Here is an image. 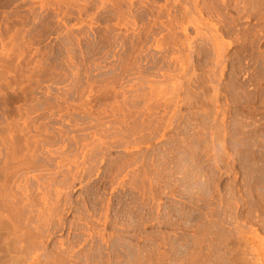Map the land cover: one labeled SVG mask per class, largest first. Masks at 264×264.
<instances>
[{"label": "rangeland", "instance_id": "rangeland-1", "mask_svg": "<svg viewBox=\"0 0 264 264\" xmlns=\"http://www.w3.org/2000/svg\"><path fill=\"white\" fill-rule=\"evenodd\" d=\"M0 264H264V0H0Z\"/></svg>", "mask_w": 264, "mask_h": 264}]
</instances>
